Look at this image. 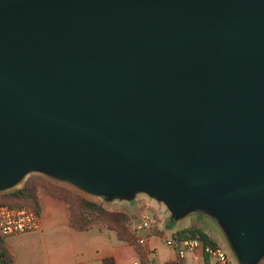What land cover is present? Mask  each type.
<instances>
[{"label": "water", "instance_id": "water-1", "mask_svg": "<svg viewBox=\"0 0 264 264\" xmlns=\"http://www.w3.org/2000/svg\"><path fill=\"white\" fill-rule=\"evenodd\" d=\"M31 175L263 263L264 0H0V193Z\"/></svg>", "mask_w": 264, "mask_h": 264}, {"label": "crops", "instance_id": "crops-1", "mask_svg": "<svg viewBox=\"0 0 264 264\" xmlns=\"http://www.w3.org/2000/svg\"><path fill=\"white\" fill-rule=\"evenodd\" d=\"M39 199L42 229L4 238L5 247L13 260L12 264H103L107 258H113L116 264H144L135 246L120 242L113 233L98 228L88 231L73 229L70 224L69 205L65 201L52 197L45 190H40ZM151 217L155 219L152 224H156L155 229H148L147 234L140 237L147 240V247L141 248L152 264L205 263V256L200 253L187 254L180 258L169 247L170 254L162 250L163 248L160 249L159 239L164 235V229L171 233L173 239L177 231L189 226L180 228L181 223L171 225L167 215L160 220L155 212L151 213ZM219 244L220 242L217 243Z\"/></svg>", "mask_w": 264, "mask_h": 264}, {"label": "trees", "instance_id": "trees-1", "mask_svg": "<svg viewBox=\"0 0 264 264\" xmlns=\"http://www.w3.org/2000/svg\"><path fill=\"white\" fill-rule=\"evenodd\" d=\"M40 190H45L52 197L65 201L69 205L70 224L77 231H88L93 228L113 233L116 238L129 245L135 246L140 252L144 264H152L139 244L135 233L131 231V217L124 212L107 209L94 199L81 196L73 190L57 185L41 175L29 176L18 188L0 193V207L10 208L28 207L40 213ZM171 224V223H170ZM173 225V224H171ZM173 239L184 241L198 239L205 244L217 246L210 236L200 227L191 226L181 229L173 235ZM0 256L5 264H12V257L7 251L4 238L0 236ZM103 264H116L113 258H107ZM167 264H184L183 262H170ZM210 260L205 256V263Z\"/></svg>", "mask_w": 264, "mask_h": 264}, {"label": "built area", "instance_id": "built-area-1", "mask_svg": "<svg viewBox=\"0 0 264 264\" xmlns=\"http://www.w3.org/2000/svg\"><path fill=\"white\" fill-rule=\"evenodd\" d=\"M152 210L159 216V219H165V210L151 204ZM152 217H147L142 224L135 227L136 231L151 229L153 222ZM42 229V220L40 215L33 209L28 207L23 208H10L8 206L0 207V236L7 238L13 235H23L27 233L37 232ZM134 231V232H136ZM136 234V233H135ZM141 247H147V240L144 237H140L136 234ZM167 247L176 251L180 258H184L187 254H202L207 256L213 264H233L231 257L227 251H225L219 245L214 246L211 244H205L198 239H189L184 241H177L175 239H169L166 241ZM4 263V258L0 256V264Z\"/></svg>", "mask_w": 264, "mask_h": 264}, {"label": "rangeland", "instance_id": "rangeland-1", "mask_svg": "<svg viewBox=\"0 0 264 264\" xmlns=\"http://www.w3.org/2000/svg\"><path fill=\"white\" fill-rule=\"evenodd\" d=\"M46 179L52 181L53 183H55L57 185L67 187V188L73 190L74 192L80 194L83 197H86L89 199H94L97 202L103 204L107 209L127 213L132 219L131 220V231L133 233L138 234L139 236H143V235L147 234L148 229H145L143 231H141V230L136 231L135 230V227L142 224L143 221L146 220L147 216L151 217V213L146 214V212H148V211L151 212V210H152L151 204L153 202L148 200L146 197L141 196V197H139V199L137 201H135L131 204H127V203L108 204V203H105L101 199H96L93 197H87V196L83 195L82 193L78 192L77 190L73 189L72 187H70L69 185H67L65 183L53 181L49 178H46ZM155 225L152 226L151 230L155 229L154 228ZM176 225L177 224H175V226ZM183 226H189V227L198 226L201 229H203L210 236V238L213 239V241H216L217 243L220 242L219 246L222 247L225 251H227L229 253L233 264H237V262H236L235 258L233 257L230 249L228 248V246L225 242V239H224L222 233L220 232V230L211 221H209L203 214H198L196 216H192V217L188 218L187 220H184L183 222H181L180 228ZM134 231H136V232H134ZM163 232H164V235L162 237H160V239H159V248L160 249L163 248L162 250H165V251H167V254H170V251L168 250V247L166 245V241L169 238L171 239V233L166 229H164ZM210 264H212L211 261H210Z\"/></svg>", "mask_w": 264, "mask_h": 264}]
</instances>
